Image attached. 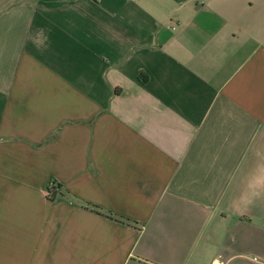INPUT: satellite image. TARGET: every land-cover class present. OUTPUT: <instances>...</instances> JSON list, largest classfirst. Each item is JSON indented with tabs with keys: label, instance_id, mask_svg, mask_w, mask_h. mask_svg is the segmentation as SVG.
Returning <instances> with one entry per match:
<instances>
[{
	"label": "crops",
	"instance_id": "obj_1",
	"mask_svg": "<svg viewBox=\"0 0 264 264\" xmlns=\"http://www.w3.org/2000/svg\"><path fill=\"white\" fill-rule=\"evenodd\" d=\"M216 259L264 264V0H0V264Z\"/></svg>",
	"mask_w": 264,
	"mask_h": 264
},
{
	"label": "trees",
	"instance_id": "obj_2",
	"mask_svg": "<svg viewBox=\"0 0 264 264\" xmlns=\"http://www.w3.org/2000/svg\"><path fill=\"white\" fill-rule=\"evenodd\" d=\"M48 191H49V196L51 197V198H56L57 197V194H58V187H56L55 185H53V186H50V187H48ZM108 215L109 216H111V217H113V216H115V215H112V213L111 212H108ZM118 218H120V219H123V220H128L126 217H124V216H117Z\"/></svg>",
	"mask_w": 264,
	"mask_h": 264
},
{
	"label": "built area",
	"instance_id": "obj_3",
	"mask_svg": "<svg viewBox=\"0 0 264 264\" xmlns=\"http://www.w3.org/2000/svg\"><path fill=\"white\" fill-rule=\"evenodd\" d=\"M212 264H222L219 260H214L213 262H212Z\"/></svg>",
	"mask_w": 264,
	"mask_h": 264
}]
</instances>
